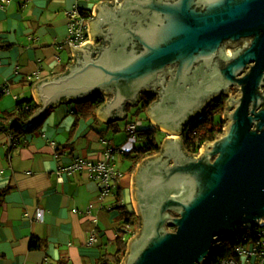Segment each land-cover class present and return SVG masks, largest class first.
<instances>
[{"label":"water","instance_id":"water-1","mask_svg":"<svg viewBox=\"0 0 264 264\" xmlns=\"http://www.w3.org/2000/svg\"><path fill=\"white\" fill-rule=\"evenodd\" d=\"M93 15L90 40L72 46L74 64L32 87L41 106L34 122L50 106L101 92L98 116L122 119L127 102L154 90L149 119L180 134L204 99L238 87L223 134L194 155L180 136H167L131 179L141 225L122 264H206L220 238L264 224V0H103ZM247 36L250 46L219 66L217 81L198 83V62L209 67L224 41ZM169 67L173 75L160 83Z\"/></svg>","mask_w":264,"mask_h":264},{"label":"crops","instance_id":"crops-1","mask_svg":"<svg viewBox=\"0 0 264 264\" xmlns=\"http://www.w3.org/2000/svg\"><path fill=\"white\" fill-rule=\"evenodd\" d=\"M101 1L0 0V45H5L0 47V85L9 88L0 97V116L16 110L19 99L35 101L34 84L74 64L72 46L84 44L66 43L68 11L76 6L85 9L91 20ZM87 37L90 40L88 30ZM147 94L141 92L136 105L127 102L122 119L105 122L97 112L82 117L75 112L78 101L71 99L50 106L43 125L21 136L17 145L7 131L0 133V264H96L117 251L121 223L117 192L136 213L131 179L140 164L129 172L132 162L124 153L140 142L128 135L126 125L143 120L140 114L132 118L130 112ZM146 116L144 129L159 130L164 139L171 135L182 139L186 126L180 134L170 133ZM111 148L121 176L112 181L114 189L104 199L99 195L102 183L88 168L63 171L78 158L103 159Z\"/></svg>","mask_w":264,"mask_h":264},{"label":"trees","instance_id":"trees-1","mask_svg":"<svg viewBox=\"0 0 264 264\" xmlns=\"http://www.w3.org/2000/svg\"><path fill=\"white\" fill-rule=\"evenodd\" d=\"M80 10L84 15L91 17L89 11L81 8ZM4 46L5 45H0V47ZM154 99L155 94L144 95V97H142V110L148 107ZM105 101L106 99L103 94H92L78 101L80 107H77L75 112L82 117L94 116ZM226 103L227 96L213 100L207 105L202 114L189 122V125L182 134L184 149L188 154L194 155L199 153L203 145L215 140L224 132L226 121L223 115L226 110ZM39 109L40 106L35 103L34 98L19 99L16 110L9 112L5 116H0V133L3 130L7 131L12 144L17 145V143L20 142L21 136L28 132H33L43 125L52 107L34 122V117ZM130 122H128L127 125ZM155 131L156 129L154 128H139L138 134L140 135V143L124 153L126 159L132 162L129 172H133L137 165L147 157L154 156L162 151V144L156 137ZM137 141L139 140L137 139ZM116 208L120 211L119 219L121 221L119 225V236L117 238V251L114 254L103 255L96 264H122L128 253L129 240L141 225L140 217L122 203L120 191L117 192ZM127 225H129L131 229H129ZM261 230L262 227L257 225L252 228H245L232 236L220 238L215 244L206 264H220L222 260L227 258L238 259V255L235 251L236 246L239 243H250ZM32 246H38V243L33 242ZM62 264L68 263L64 262Z\"/></svg>","mask_w":264,"mask_h":264},{"label":"built area","instance_id":"built-area-1","mask_svg":"<svg viewBox=\"0 0 264 264\" xmlns=\"http://www.w3.org/2000/svg\"><path fill=\"white\" fill-rule=\"evenodd\" d=\"M68 18L70 34L67 37L66 43L71 45H83L88 39L87 30L90 16L84 15L80 8L76 6L68 11ZM7 91H9V88L0 85V97ZM141 127H143V121L137 119L130 122L126 126V129L129 136L137 140L138 131ZM104 155L103 159L98 160L78 158L63 170L66 173H72L81 168H88L102 183V189L99 194L101 199L111 195L114 189L112 181L121 176L116 169V156L114 150L110 149ZM259 226L262 227V230L258 233L256 238L251 240L250 243H239L236 246L235 251L238 255V259L227 258L222 260L220 264H264V224ZM127 227L131 229L129 225H127Z\"/></svg>","mask_w":264,"mask_h":264},{"label":"flooded vegetation","instance_id":"flooded-vegetation-1","mask_svg":"<svg viewBox=\"0 0 264 264\" xmlns=\"http://www.w3.org/2000/svg\"><path fill=\"white\" fill-rule=\"evenodd\" d=\"M201 8L205 10L206 9V5L204 3H203V5L201 4ZM251 41H252V37H250V36L243 37V38H241L240 40H237V41H231V40L224 41L223 44L220 46V48L218 50L219 52L221 50V53L220 54L218 52V55L220 56V59H219V56L217 58H215L212 61V63L209 64L210 65L209 67L206 66V63H205L204 60H202V61H200V62L197 63V65L195 67L196 70H197V73H196V75L194 73V75L198 78V83L201 84V82H203L205 80L207 81L208 78H210L208 80V82L214 80L215 78L218 79L217 75L219 73V71H218L219 66L223 65V63L226 64V62H228L231 59L232 54H234L235 52L240 51V50L243 51L244 49H246L247 47H249ZM250 66H251V64H249L248 66H246L244 68V70L239 74V76L240 77L244 76L249 71ZM199 69L202 70V71H204V72L199 71ZM173 73H174V67H169L168 70H167V72H166V74L165 75H162L160 77V80H159L160 83L162 81H165V79H167L168 77L172 76ZM234 90H236V91H234ZM234 92H235V94H234ZM238 92L239 91H238V87L237 86L230 85L228 87V89L224 93L223 92L220 93L219 95L213 97L210 101L208 100L206 102L207 98L204 97V98H206V100L204 98H202V99H204L203 100V102H204L203 103V106L201 107V109H199L198 111L195 112V114H197L195 117H197L199 114H202L204 112V110L206 109L207 105L210 102H212L215 99H219L220 97H223V96H227V101L230 98L231 101H234L232 104H235L236 103V100L233 99L232 96L233 95H238ZM260 92H262V95H264V82H263V85L260 88ZM147 93L148 94H155V91L154 90H151V91H148ZM225 106H226V109H227V103H226ZM262 109H264V102H261L260 103V105L258 106V109L257 110H262Z\"/></svg>","mask_w":264,"mask_h":264},{"label":"rangeland","instance_id":"rangeland-1","mask_svg":"<svg viewBox=\"0 0 264 264\" xmlns=\"http://www.w3.org/2000/svg\"><path fill=\"white\" fill-rule=\"evenodd\" d=\"M142 104H140L139 106H134V107H132V111L130 112V116H132V118H137L138 117V114H140L141 115V117L143 118V126H145V121H147V120H145L144 121V119H147V116H146V113L143 111V112H141V110H142ZM200 115V114H199ZM195 118V117H194ZM194 118H192V119H194ZM224 118V117H223ZM137 119H139V118H137ZM136 119V120H137ZM191 119V120H192ZM226 121V123L225 124H227V120H225ZM124 123V122H123ZM146 123H148V121L146 122ZM147 126V125H146ZM188 126V125H187ZM156 133H155V135H156V137L158 138V140H159V142L161 143V142H163V140H164V137H165V135L163 134V133H161L159 130H156L155 131ZM224 133V132H223ZM137 138H138V140H139V142H140V135L138 134L137 135ZM133 209H134V207H133ZM139 229V228H138ZM138 231V230H137ZM137 234V232L135 233V235ZM135 235H133V236H135Z\"/></svg>","mask_w":264,"mask_h":264},{"label":"clouds","instance_id":"clouds-1","mask_svg":"<svg viewBox=\"0 0 264 264\" xmlns=\"http://www.w3.org/2000/svg\"><path fill=\"white\" fill-rule=\"evenodd\" d=\"M223 134V133H222ZM199 153H200V151H199ZM199 153H197V154H199Z\"/></svg>","mask_w":264,"mask_h":264}]
</instances>
